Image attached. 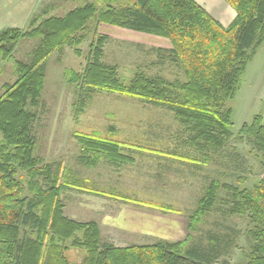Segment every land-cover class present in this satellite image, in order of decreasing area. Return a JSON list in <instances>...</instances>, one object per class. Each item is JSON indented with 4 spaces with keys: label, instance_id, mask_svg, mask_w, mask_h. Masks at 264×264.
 <instances>
[{
    "label": "trees",
    "instance_id": "1",
    "mask_svg": "<svg viewBox=\"0 0 264 264\" xmlns=\"http://www.w3.org/2000/svg\"><path fill=\"white\" fill-rule=\"evenodd\" d=\"M236 12L228 26H222L195 0H95L70 10L62 17L29 20V30L5 29L0 32V58L12 59L20 39L39 38L32 61H15L17 78L4 83L0 93V264H68L64 251L75 247L84 252L83 264H228L219 261L222 249L212 237L205 246L192 244V237L178 242L118 247L101 242L98 224L76 221L64 214L61 193L68 187H84L80 180L67 177L59 181V171L35 155L32 125L35 107L45 83L47 58L65 46L77 48L84 30L95 22L86 64L70 79L80 89L118 93L145 104L165 107L192 133V146L201 151L222 148L230 137L231 109L226 106L240 84V78L253 50L264 41V0H224ZM39 21V22H38ZM102 24L167 39L165 52L170 62L182 69L184 81L137 71L126 83L116 65L102 61L107 34L98 35ZM80 99V98H79ZM239 132L252 142L264 167V118L254 116ZM79 144L78 160L94 168L104 158L112 164L132 163L133 157L121 151L122 142L97 133H75ZM40 178L49 181L43 186ZM242 182V180H239ZM231 195V215L248 220L251 239L247 260L237 264H264V178L253 187L222 184L211 180L198 207L188 217V230L215 208L218 191ZM95 195H115L124 202L154 205L175 211L169 205L143 202L131 197L83 190Z\"/></svg>",
    "mask_w": 264,
    "mask_h": 264
},
{
    "label": "rangeland",
    "instance_id": "2",
    "mask_svg": "<svg viewBox=\"0 0 264 264\" xmlns=\"http://www.w3.org/2000/svg\"><path fill=\"white\" fill-rule=\"evenodd\" d=\"M54 1L42 0L41 5ZM94 2L65 0L47 15L62 16ZM100 26L98 35L111 34L103 45L102 61L116 65L122 81L128 83L137 71L169 82L185 80L182 69L170 62L156 45L149 44V39L144 40L145 36L138 38L136 32ZM29 29L28 26L25 30ZM95 29V22H89L84 30L85 40L77 46L79 56L73 47L65 46L47 58L41 99L37 106L28 108L36 114L32 125L35 155L42 157L52 172L59 171L60 182L67 175L80 180L88 190L169 205L175 211L68 187L60 196L65 216L81 222L95 221L101 242L118 247L159 239L178 242L189 234L192 244L201 246L208 244L210 237L216 239L223 253L220 262H245L251 244L247 231L251 226L246 218L231 215V195L227 189L218 191L215 208L194 223L193 231L188 230V217L198 207L211 180L251 188L264 178L259 152L239 132L254 116L264 118V41L253 50L238 89L226 102L232 112L231 135L222 148L209 151L206 157V148L198 151L192 146V133L173 111L118 93L80 89L78 79L71 81L70 72L80 74L86 64ZM38 44L39 38L20 39L14 46L12 59H0V93L4 83H13L17 78L14 60L30 63ZM76 132L97 133L122 142L121 151L133 157V162L112 164L102 158L94 168L85 167L78 160ZM40 181L43 186L49 183L42 178ZM64 255L68 264H83L84 252L75 247L66 249Z\"/></svg>",
    "mask_w": 264,
    "mask_h": 264
},
{
    "label": "crops",
    "instance_id": "3",
    "mask_svg": "<svg viewBox=\"0 0 264 264\" xmlns=\"http://www.w3.org/2000/svg\"><path fill=\"white\" fill-rule=\"evenodd\" d=\"M65 0H55L49 2L45 6L41 5L42 0H0V32L5 29L25 30L29 26V20L37 17L39 21L48 18L47 15L52 10L59 8ZM222 26H228L234 19L235 10L224 0H195ZM69 12V11H68ZM67 12V13H68ZM65 13L64 15H66ZM62 15V16H64ZM62 17L61 15H54ZM102 26L99 27V29ZM119 28V27H118ZM122 29L134 33L135 31ZM121 30V31H122ZM118 31V30H117ZM108 36L111 34L104 32ZM138 38L145 36L144 40H148L149 44L156 45L158 48L169 49L170 42L162 37L136 32ZM146 40V41H147ZM1 59V58H0Z\"/></svg>",
    "mask_w": 264,
    "mask_h": 264
}]
</instances>
